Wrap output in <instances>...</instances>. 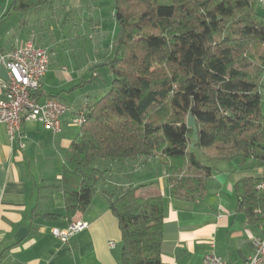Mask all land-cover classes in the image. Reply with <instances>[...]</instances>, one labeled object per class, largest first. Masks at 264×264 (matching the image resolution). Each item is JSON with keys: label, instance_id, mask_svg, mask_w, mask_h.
<instances>
[{"label": "trees", "instance_id": "trees-1", "mask_svg": "<svg viewBox=\"0 0 264 264\" xmlns=\"http://www.w3.org/2000/svg\"><path fill=\"white\" fill-rule=\"evenodd\" d=\"M58 1L10 0L8 13L29 15ZM112 4L118 32L104 60L111 86L87 105L85 122L63 159L58 188L67 220L84 213L98 193L107 173L101 161L158 157L170 198L182 202L204 197L215 163L250 161L263 174L234 183L236 211L249 224L264 227V16L259 1ZM59 96L41 88L32 94L37 101H60ZM189 115L196 142L187 127ZM101 194L121 233L120 264H160L164 202L157 184Z\"/></svg>", "mask_w": 264, "mask_h": 264}, {"label": "crops", "instance_id": "crops-1", "mask_svg": "<svg viewBox=\"0 0 264 264\" xmlns=\"http://www.w3.org/2000/svg\"><path fill=\"white\" fill-rule=\"evenodd\" d=\"M9 2L0 0V57L29 40L47 51L43 46L48 43L46 32L60 28L59 23L55 25V13L60 11L56 4L59 3L54 2L33 14H19V17L17 13H8ZM67 3L68 6L63 7L67 14L64 25L72 24L76 28V15L84 2L67 0ZM108 57L107 54L95 55L88 63H81L74 74H69L65 68L50 71L49 64L40 84L41 91L46 95L60 93V101L73 112L85 104L92 106L102 97L103 90L91 92V96L79 94L86 81L74 84V76L82 79L88 72L104 67ZM91 65L96 66L92 69ZM49 72L54 74L55 83L46 78ZM92 77L93 74L89 80ZM0 79L6 80V71L1 65ZM45 100L43 97L38 102ZM262 111L264 113V102ZM71 120L72 113H67L57 135L38 123H24L14 140L0 125V264H120L121 233L101 191L118 194L128 187L151 183L157 184L164 202L160 264H201L208 252L230 264H244L252 253L253 239L264 237V227L249 224L245 216L236 211L234 183L263 174L262 170L253 169L250 161L215 163L204 197L194 202L170 198L158 157L101 161L100 166L107 173L98 186V193L84 213L67 220L63 193L58 186L64 155L79 133V127ZM48 215L58 218L48 219ZM75 223L87 226L65 242L54 236L55 230L64 231Z\"/></svg>", "mask_w": 264, "mask_h": 264}, {"label": "built area", "instance_id": "built-area-1", "mask_svg": "<svg viewBox=\"0 0 264 264\" xmlns=\"http://www.w3.org/2000/svg\"><path fill=\"white\" fill-rule=\"evenodd\" d=\"M259 3L264 7V0H259ZM49 64L47 51L36 47L33 40L0 57V65L6 71V80L0 79V125L5 127L11 140L20 134L24 123H38L57 135L61 132L62 119L67 113H72L71 122L74 126L81 127L85 122V115L89 111L86 104L73 112L59 100L47 99L39 103L32 98V94L39 90ZM260 188H264V184ZM86 226L85 223L70 224L64 231L55 230L54 236L65 242ZM201 264L230 263L208 252ZM244 264H264V237L253 239L252 253Z\"/></svg>", "mask_w": 264, "mask_h": 264}, {"label": "rangeland", "instance_id": "rangeland-1", "mask_svg": "<svg viewBox=\"0 0 264 264\" xmlns=\"http://www.w3.org/2000/svg\"><path fill=\"white\" fill-rule=\"evenodd\" d=\"M83 2L81 12L76 15V17L78 16V27L76 28L72 24L64 25L67 14L64 13L65 11L63 12V7L68 6L67 0L56 2L59 3L56 6L60 11L55 13V25L59 23L60 28L46 32L45 39L48 40V43L45 42L43 45L49 54L50 71H60L65 68L69 74H74V70L81 63H88L93 60L95 55L106 56L107 54L110 56L111 54L110 44L118 32L117 24L113 18L112 0H83ZM258 10L264 16L262 5H259ZM15 15L19 16V14ZM92 74L95 80L90 84L85 83L86 85L79 91V94L91 96V92L103 90L101 94L104 95L111 84V76L106 67L97 68L93 73L88 72L82 79H77L74 76V84L82 81L87 82ZM46 78H49L51 83H55L53 73L49 72Z\"/></svg>", "mask_w": 264, "mask_h": 264}, {"label": "water", "instance_id": "water-1", "mask_svg": "<svg viewBox=\"0 0 264 264\" xmlns=\"http://www.w3.org/2000/svg\"><path fill=\"white\" fill-rule=\"evenodd\" d=\"M95 66H96V65H94V66L92 67V69L95 68ZM98 66H103V64H99ZM187 127H188V128H193V136H192V140H193L194 142H196V141L198 140L197 130H196V128L194 127V120H193V118H192L191 115L188 116ZM194 145H195V144H192L191 147H190V151H191V152L194 151Z\"/></svg>", "mask_w": 264, "mask_h": 264}]
</instances>
